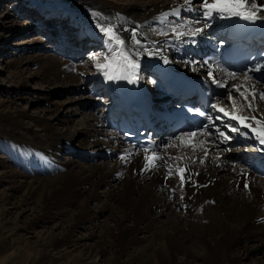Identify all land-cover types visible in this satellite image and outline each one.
Returning <instances> with one entry per match:
<instances>
[{
    "label": "bare ground",
    "instance_id": "1",
    "mask_svg": "<svg viewBox=\"0 0 264 264\" xmlns=\"http://www.w3.org/2000/svg\"><path fill=\"white\" fill-rule=\"evenodd\" d=\"M100 1L102 3L97 6L88 4L84 0H66V4L71 8L74 7V12L71 14L64 11L51 12L40 9L39 15L42 14L41 17H44L48 13L46 22L57 24L59 31L62 28L70 30L71 34L64 38L65 42L68 41L72 45L74 40L85 37L87 40L83 44L84 46L91 41L90 45L95 43L98 47L103 48L107 56L111 49L96 26L98 17L93 15V13H99L104 18L101 22L117 25V30L124 38L126 46L132 48L131 32H125L123 29L136 28L134 22L126 18L133 11L130 8L120 9L106 0ZM165 1L167 0H152L150 7L142 10L144 15L142 12L143 16L137 15L135 18L140 21L145 19L143 20L145 22L149 20L146 18L155 17L165 9L171 10L184 3V0H170L171 7H168ZM193 1L195 2L193 10L181 11V22L184 19L189 23L199 20L200 24H193V27H202L204 23L210 25L200 36L182 38V41L195 39V44L178 42L171 34L169 36L155 34L154 37L148 38L138 30L140 33L138 39L149 49L152 48L151 42L155 41L156 48L160 49V52L147 54L141 51L136 57L140 64L137 72L139 79L136 82L128 83L126 79L109 81L102 71H91V74L105 85L104 91L109 97L104 110L98 109L99 111L95 110L96 112L88 115L87 124L91 127L89 129L91 132L87 134L89 137H93L92 145L105 154V157L112 159L114 164L111 166H108L105 160L100 162L70 159L61 161L60 152L64 151V143L68 139L72 143L78 137L75 138L73 133H71L72 135L66 132L59 133L57 128L54 129L50 124L39 123L38 118L27 112L16 109L0 112L1 148L7 151L8 156L13 157L19 166L26 169L23 173L13 167L8 169L7 181L11 183L9 188L21 191L22 195V198L14 203V207H26L33 203L35 206H29V208L36 209V219L38 220L47 216H61L66 217V220H71L65 227H62L60 233L56 234L51 231L43 236L42 244L48 245L52 249L58 247L66 249L79 245L80 240L73 237V232L81 225L88 229L86 222H91L94 218L90 206L98 199H104L105 203L111 201L117 210L114 214L113 230L110 227L98 226L95 233L88 234L97 242L93 255L87 259L71 255L72 258L64 260L63 264H97L98 259L105 252L112 255V261L115 264H150L149 257L146 258L150 254L153 256V264H173L172 258L177 253H181L185 258L184 262L189 264H241L239 263L241 259L239 250L241 246L244 249L247 248L245 242L257 240L260 245H264V145H260L252 133L249 132L248 135L233 133L230 135L232 139L228 143H220L217 139L215 147L205 144L203 147L208 148L209 152L204 164H200L198 161V158L204 156L203 148L194 155L191 148L187 146L165 148V145L173 142L174 137L191 131L154 137L153 150L164 156L167 164L164 161H157V164L161 166L149 171H142L145 165L144 152L124 144L125 142L115 131L109 130L107 134L108 141L112 145L108 141L102 144L93 136V134L104 136V131L107 129L105 127L109 126L106 114L114 112L121 105L120 100L127 98L128 95L135 98L145 92L147 76H150L149 80L155 84L156 90L154 89V91L156 93H159L158 90H162L160 80L153 75L152 65L165 63L164 61L167 59V63L175 70L190 72L197 68L202 69L199 64L194 69L192 64L188 63L195 59L196 50L205 48V45L214 36L221 38L228 27L239 22L236 18L230 20L215 18L205 21L203 9L199 8L197 0ZM259 3L264 4V0H259ZM19 7V12L26 13L25 15L28 17L36 11L32 12L31 8L24 9L21 5ZM79 13L81 14L79 15ZM255 24L258 36H263L264 21H258ZM29 29L31 27L27 26L22 31L28 32ZM169 29L170 27L163 25L162 28H159V32L169 31ZM52 42L56 43V40L53 38ZM260 42L264 51V37ZM58 51L59 54L67 56H71L73 53L68 48H60ZM71 59L76 58L73 55ZM32 60L38 62L39 58ZM196 60L203 63L201 60ZM175 61H179L181 64L176 65ZM103 63L105 60L96 61V65ZM262 63H264V58ZM83 65L71 64L69 59L62 60L53 57L51 61L40 68L39 75L45 81L59 82L62 80V83L71 89L81 85L82 76L87 77ZM203 67L208 71L207 66ZM107 71L114 76L123 74L118 62H113L112 67ZM217 75L220 76L223 73H217ZM237 76L239 77L237 80L227 79L229 85L243 83V72L237 73ZM251 83L264 88V73H260ZM221 99L222 102L226 101L228 104L226 91L222 94ZM83 104L86 103L83 102ZM91 104L89 102L87 106L89 107ZM257 105L258 112L255 114L264 116V102L258 100ZM211 113L213 117L220 115L213 109ZM239 114L248 116L254 113L245 111V113ZM62 116V114L60 117L55 116V119L69 122ZM34 122L37 127H41V131L33 129ZM219 122L216 121L217 124ZM228 123L235 124L236 122L228 121ZM241 131L248 132L247 129ZM74 133L81 135L86 132L76 128ZM248 138H251L260 147L261 158H257V154L251 152L242 153L234 158L228 145L234 140H248ZM81 141L78 139L77 144H80ZM184 143L188 144L187 138ZM125 149L133 153L127 163L120 159ZM169 155L190 158L174 161L168 159ZM82 156L84 155L80 154V157ZM234 159L236 162H233ZM193 160L196 162L193 163ZM177 163L180 168L186 167L191 173H199L191 176V181L184 185L183 191L180 188L179 175L171 177L167 175V165ZM32 169L44 174V178L34 176ZM173 171L176 169L173 168ZM1 181H3V176L0 174ZM245 184L248 185L247 188H245ZM9 188L6 189L7 192L11 191ZM172 189L175 191L173 192ZM98 190H103L102 197L98 194ZM155 191L159 192V195ZM181 196L183 199L180 198ZM4 201H8L5 193L1 196L0 203ZM3 210L0 208V212ZM161 215H166L167 218L160 220ZM1 232L2 227H0V247L3 248L5 242L1 238ZM137 234H144V237H147L149 244L146 247H140ZM137 247L140 249L136 250ZM63 256L64 254L58 255L54 261L51 258L46 260L40 255L33 258L28 264H53L64 259ZM122 257L124 258L123 262L119 260ZM193 258L199 259L200 263H194ZM65 259L67 258L65 257Z\"/></svg>",
    "mask_w": 264,
    "mask_h": 264
},
{
    "label": "rangeland",
    "instance_id": "2",
    "mask_svg": "<svg viewBox=\"0 0 264 264\" xmlns=\"http://www.w3.org/2000/svg\"><path fill=\"white\" fill-rule=\"evenodd\" d=\"M65 1L0 0V112L4 113L15 109L27 112L38 118L39 123L50 124L54 129L57 128L59 133L66 132L70 135L73 133L75 138L78 137L72 143H70V139L64 143V151L60 152L61 161L70 159L100 162L105 160L108 166H111L114 164L112 159L105 157V154L98 150V148H95L91 143L93 137H89L87 134L91 132L89 130L91 127L87 124L88 115L93 114L98 109L104 110L105 103L107 104V94L103 93L105 85L96 76L91 74V71L98 70L95 69L96 61H103L106 52L95 43L90 45L91 41L87 42L84 46L85 39L82 42L74 40V44L72 45L68 41L65 42L64 38L70 36V30L62 28L59 31L57 24L46 22V17H41L42 14L39 15L40 9L50 10L51 12L56 10L64 11L67 14H71L74 12V7L72 6L73 8H71ZM84 1L97 6L102 3L100 0ZM106 1L115 4L120 9L130 8L133 12L128 14L126 18L133 21L136 28L138 27V30L148 38L154 37L155 34L159 33V28H162L163 25L171 27L172 21L181 22V20L177 21L175 17H169L168 23L161 24L157 20V17L161 13L155 17L146 18L149 20L145 22H143L145 19H141V21L136 19L137 15H144L142 10L149 8L152 0ZM197 1L200 5L201 0ZM165 2H167L168 7H171L170 0ZM192 3L194 4L195 2L193 1ZM20 5L24 9L31 8L32 12L36 11L32 13V16L28 17L25 15L26 13L19 12ZM166 11L170 10L165 9L163 12ZM27 26L31 27L32 30L29 29L28 32H23L22 30ZM53 38L56 40V43L52 42ZM60 45L70 49L73 52L72 55L59 54ZM82 49L85 50L83 51ZM73 55L76 59H71ZM53 57L62 60L69 59L71 64H84L87 77H81L83 80L79 87L69 89L62 83V80L59 82L45 81L39 75L40 68L48 61H51ZM35 58H39V61L32 60ZM83 102L86 104H83ZM89 102L92 104L88 107L87 103ZM222 106L231 111V107H227L225 103ZM61 114L69 122L55 119V116L60 117ZM32 127L35 131H41V127H37L35 122L32 124ZM86 127L87 129H84ZM76 128L83 129L86 133L78 135L74 133ZM221 128L223 129V127ZM223 130L227 131L226 129ZM108 133L109 129H106L104 136L98 134H93V136L103 144L109 140L107 137ZM78 139L82 140L80 144H77ZM228 146L234 158L244 152L255 153L259 151L258 145L253 143L251 139L250 141L234 140ZM80 154L84 156L80 157ZM233 162H236V159ZM12 167L20 173L26 171V169L14 161L13 157L8 156L7 151L3 150L0 144V174L3 176V181L0 182V198L3 193L8 198V201L0 203V208L4 209L3 212H0L1 238L5 242V247H0V264H28L33 258L40 255L46 260L51 258L55 261L58 255L64 254V259L56 261L53 264H63L64 260H68L72 256L80 259L91 257L96 249L97 242L93 237L90 238L88 234L90 232L95 233L98 226L110 227L112 230L114 228V214L117 210L111 201H106L105 203L104 199L101 198L91 203L90 211L94 213L93 221L86 222L88 229L81 225L73 232V237L80 240L79 245L66 249L62 247L52 249L50 246L42 244V237L51 231L53 233L56 232V234L60 233L62 227H65L71 220H66V217L61 216H47L44 219L38 220L36 219V209L32 210L29 208V206H35L33 203L26 207H14V203L20 200L22 195L21 191L9 188L11 183L7 181V175L8 169ZM32 170L34 171V176L44 178V174L38 173L39 171L36 169ZM7 188L11 191L7 192ZM155 193L159 195V192L155 191ZM98 194L102 197L103 190H98ZM159 218L160 220H164L167 217L166 215H161ZM137 238H139L141 248L149 244V240H147V237H144V234H137ZM245 244L247 248L244 249L241 246L239 250V253H241L239 263L264 264V245H260V242L257 240L247 241ZM140 247H137L136 250L140 249ZM152 257L151 254L146 256L150 260V264H153L154 261ZM119 260L123 262L124 258L122 257ZM184 260V256L181 253H177L172 258V263L189 264L184 262ZM193 261L194 263H200V260L197 258H193ZM97 264L115 263L112 261V255L109 252H105L98 259Z\"/></svg>",
    "mask_w": 264,
    "mask_h": 264
},
{
    "label": "snow or ice",
    "instance_id": "3",
    "mask_svg": "<svg viewBox=\"0 0 264 264\" xmlns=\"http://www.w3.org/2000/svg\"><path fill=\"white\" fill-rule=\"evenodd\" d=\"M195 6L192 3V0H184L183 5L172 8L170 11L162 12L157 20L161 24L169 22V17H175L177 21L181 20V11L182 10H193ZM200 9H203V18L205 21H210L215 18L219 19H239L246 21L251 24H255L258 21H264V4L259 3V0H201ZM94 16L98 17L97 28L105 37L108 47L111 49L109 55L104 57L105 63L97 64L96 67L98 71H102L103 75L107 80L111 81L113 79H126L128 83L136 82L139 77L137 72L140 68V64L136 57L139 56L141 51L147 54H157L160 52V49L156 48V42L153 41L152 48L149 49L138 39L140 35L137 28L123 29V31L131 32V43L132 48L126 46L124 38L120 35V32L117 30L116 24L105 23L103 17L99 13H93ZM119 15V14H118ZM193 24L199 25L200 21L195 20L189 23L187 20L182 22H171V27L169 31H162L157 33L158 35L169 36L175 38L178 42H187L195 44V39L189 41H182V38L185 36L188 37H197L202 35L205 30L210 26L208 23H204L202 27H193ZM186 29V30H185ZM113 62H118V66L121 68L122 73L120 75H110L107 69L112 67ZM167 63V59L164 61ZM193 68L199 64L201 67L207 65L208 71L207 76L211 80V83L217 88L225 89L228 100L231 102V111L226 107L221 106L222 99H218L216 102L211 103L210 107L215 112L220 113L213 117L199 109H196L195 112L200 116L206 118L207 123H204L197 130L182 133L173 138V142L165 145V148L169 147H190L193 155L203 148L204 156L198 158L200 164H204L208 158V148H204L205 144H210L213 147L216 145V140L218 139L220 143H228L232 137L228 135L229 132L232 133H241L243 135H248L252 133L254 138H256L260 145H264V116H258L255 113L258 112L257 101L264 102V88H260L255 83H251L254 79L250 73H264V63L254 65L251 68H248L243 72V83L229 85L228 80H220L215 75L214 72L223 73L224 76L228 77L229 80H237L239 77L236 72L226 71L224 68L217 66L213 68V64L208 60H204L201 64L197 60L189 61ZM258 80V78H256ZM239 102V103H238ZM190 112L194 111L189 109ZM248 111L254 113L253 115H242L237 114ZM235 121V124L227 123L225 121ZM216 121H220V124H217ZM221 125L223 126L222 130ZM242 129H247L248 132H242ZM188 139V144L185 145V139ZM179 141L180 143H176ZM144 152L145 165L142 171H149L153 168L160 167L161 165L157 164V161H165L164 156L158 154L152 148L144 147L142 149ZM132 152L125 149L124 153L121 154L120 159L122 162L127 163L130 161ZM167 155V153H165ZM190 157H173L168 156L169 160L182 161L183 159H188ZM219 159V157H216ZM193 163L196 160L192 161ZM173 168L176 171H173ZM188 173V175H185ZM199 173H191L188 168H180L179 163L175 165H167V175L171 177L173 175H179L180 177V188L183 191L184 185L191 181L192 175H198ZM194 183V181H193ZM206 186V185H204ZM248 185L245 184V188ZM174 192L175 189H172ZM183 199V196L180 197Z\"/></svg>",
    "mask_w": 264,
    "mask_h": 264
}]
</instances>
